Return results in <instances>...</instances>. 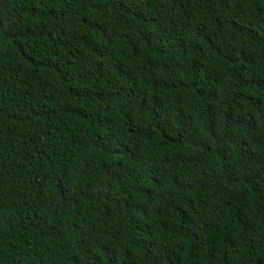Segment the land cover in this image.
<instances>
[{
    "label": "trees",
    "instance_id": "trees-1",
    "mask_svg": "<svg viewBox=\"0 0 264 264\" xmlns=\"http://www.w3.org/2000/svg\"><path fill=\"white\" fill-rule=\"evenodd\" d=\"M0 264H264V0H0Z\"/></svg>",
    "mask_w": 264,
    "mask_h": 264
}]
</instances>
